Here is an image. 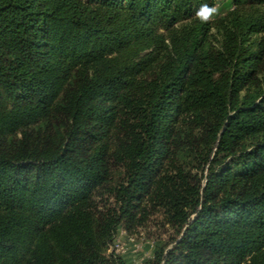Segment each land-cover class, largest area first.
Listing matches in <instances>:
<instances>
[{
    "label": "trees",
    "instance_id": "trees-1",
    "mask_svg": "<svg viewBox=\"0 0 264 264\" xmlns=\"http://www.w3.org/2000/svg\"><path fill=\"white\" fill-rule=\"evenodd\" d=\"M0 0V264H264V0Z\"/></svg>",
    "mask_w": 264,
    "mask_h": 264
},
{
    "label": "rangeland",
    "instance_id": "rangeland-1",
    "mask_svg": "<svg viewBox=\"0 0 264 264\" xmlns=\"http://www.w3.org/2000/svg\"><path fill=\"white\" fill-rule=\"evenodd\" d=\"M218 14L212 19L232 9V0L219 2L216 6ZM176 237L175 231L166 227L161 218L154 217L150 223L134 235H129L124 229H119L116 239L110 251L121 254L127 264H144L148 259H152L157 245L169 243Z\"/></svg>",
    "mask_w": 264,
    "mask_h": 264
},
{
    "label": "clouds",
    "instance_id": "clouds-1",
    "mask_svg": "<svg viewBox=\"0 0 264 264\" xmlns=\"http://www.w3.org/2000/svg\"><path fill=\"white\" fill-rule=\"evenodd\" d=\"M216 14H218L217 7H210L207 4H203L196 11V19H198L201 23H208Z\"/></svg>",
    "mask_w": 264,
    "mask_h": 264
}]
</instances>
